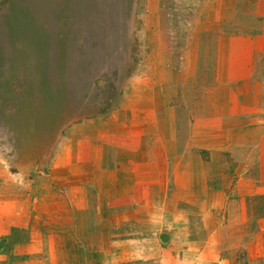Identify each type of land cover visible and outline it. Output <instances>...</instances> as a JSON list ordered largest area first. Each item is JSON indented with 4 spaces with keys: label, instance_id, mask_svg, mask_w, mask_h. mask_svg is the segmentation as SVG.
I'll list each match as a JSON object with an SVG mask.
<instances>
[{
    "label": "rangeland",
    "instance_id": "obj_1",
    "mask_svg": "<svg viewBox=\"0 0 264 264\" xmlns=\"http://www.w3.org/2000/svg\"><path fill=\"white\" fill-rule=\"evenodd\" d=\"M164 1L162 7H168L169 18L184 19L183 26H171L178 33L176 38L184 31L198 30L193 20L211 19L212 0ZM156 3L158 0H0V157L10 171L20 173L34 187L44 186L41 197L46 195L44 188L51 186L55 187L52 193L63 197L64 168L81 163L80 155L72 159V152L66 151L70 146L76 148L72 142L66 143L69 130L94 132L91 125L81 126L110 116L117 123L126 122L125 109L134 99L127 94L132 83L128 80L138 65L148 61L151 49L147 43L140 47L138 37L143 33L147 8ZM239 29L228 27V35H246L251 27L244 24ZM234 44L239 45L228 44V56L235 50ZM167 45L169 52L172 46H179L182 53L192 50H185L179 41ZM254 61V78L264 86V56ZM176 64L175 60L162 66L159 62L149 78L158 89L169 86L162 96H152L143 85L137 93L153 97L160 108L145 130L155 169L153 201L146 204V215L137 208L136 217L119 222L96 220L93 227L100 233L89 247V264H264V153L260 173L253 160L247 167L244 152L249 145L264 148V126L258 131L263 136L259 142L257 132L245 125L242 134L228 131L230 142L220 136L221 128L247 119L240 117L236 124L195 123L214 102L198 89L180 90L184 74H176ZM244 66L250 68V61ZM261 94L264 101V88ZM243 102L249 104L243 108L244 114L257 110L254 99ZM173 116L176 122L171 121ZM107 125V130H120L111 122ZM166 155L169 169L159 171L168 181L164 186L156 173ZM258 177L254 198L246 200L241 215L240 203L232 200L247 192L242 183L247 184L248 179L256 183ZM27 195L32 196L33 190ZM46 221L70 222L50 218L39 224ZM76 222L82 224L83 220ZM26 233L14 230L0 238V255L7 260L4 264L23 263L14 248L27 242Z\"/></svg>",
    "mask_w": 264,
    "mask_h": 264
},
{
    "label": "crops",
    "instance_id": "obj_2",
    "mask_svg": "<svg viewBox=\"0 0 264 264\" xmlns=\"http://www.w3.org/2000/svg\"><path fill=\"white\" fill-rule=\"evenodd\" d=\"M159 1L161 8L158 7ZM163 1L158 0L155 5L152 4L147 8L148 13L144 16L143 33L138 37V43L140 47L146 43L150 46V56L147 58L148 61H142L144 64L138 65L128 80L132 83L127 86V94L134 99L129 101V106L125 109L126 122L121 120L117 123L110 116L81 126L84 129L91 125L90 127L96 129L94 132L69 130L65 134L66 143L72 142L76 147L69 148L66 145L69 149L66 151L72 152V159L80 155L81 163L70 169L64 168L63 185L66 186V191L63 197L52 193L55 188L52 186L44 188L46 195L41 197L40 192L44 186L34 187L31 184L33 182L25 181L20 173L10 171L4 159L0 157V238L10 236L14 230H27L26 234L29 236L27 242L14 248L16 256L20 257L19 261L23 262L20 264H89V247L96 243V233H100L98 228L93 227L94 223L97 224V221L100 223V220L104 219L119 222L124 217H136L137 208L146 215L145 206L153 201L151 190L155 169L153 157L148 151L152 147L148 142L150 136L145 130L150 127L149 123H154V115L160 108L158 101L153 97H139L137 93L142 91L139 90V85H143L146 90L150 89L152 96L159 93L162 96L163 92L169 90L166 84L159 86L158 89V84L149 79L159 68V62L162 66L170 60L171 62L175 60L178 66L176 74H184L180 90L198 89L206 94V99L214 102L204 118L196 120L195 123L236 124L241 117L242 121L247 120L229 128L223 126L219 132L220 136L231 142L228 131L242 134L245 125L252 127L254 131L251 132H257L255 135L258 142L263 138L259 136L258 131L264 126V101L261 94L264 86L254 78L252 65L254 60L264 56V0H212L208 10L212 13L211 19L193 20V26L198 27V30L184 31L179 38H176L178 33L171 29V26H183L184 19L169 18L168 7H162L166 2ZM244 24L251 27L248 34L228 35V27L234 25L238 30ZM178 41L184 44L182 46H185V50L190 48L192 50L182 53L179 46H172L169 52L167 44ZM233 43L239 45L234 44L235 50H232L231 56H228L230 55L228 44ZM211 59L214 62H211ZM245 61L246 64L250 61V68L244 66ZM208 62L209 64L206 65ZM228 70L229 73L232 72L231 78H228ZM164 71L167 74V71ZM205 84L208 87L203 86ZM249 98L255 100L257 110L251 114H244L243 108L249 104L246 105L243 101L247 103ZM148 101L150 103H147ZM162 103L166 102L162 101ZM140 106L144 108L142 111L136 109ZM176 120L175 116L171 119L172 122ZM110 122L118 125L120 130L118 129L117 132L107 130V124ZM138 123L142 126H137ZM240 144L243 150V141ZM245 151L247 167L249 168L253 160L257 166L255 171L261 173V156L264 148L249 145ZM161 160L156 178H161L160 182L166 186L168 181L159 171L167 172L169 169L167 155L161 157ZM72 163L73 160L70 164ZM175 176L176 187L179 179L177 172ZM259 178L256 179V183L253 179H248L247 184L242 183L241 186L248 187L247 192L241 194L237 201L232 200L236 204L240 203L241 215L244 213L246 200L254 198V188L260 182ZM243 179L242 176V181L245 180ZM26 189H28L27 193ZM31 190L33 195H27ZM113 192L114 195H109ZM138 192H142L143 195ZM200 192L201 190L196 194L198 197L202 195ZM130 203L134 205L131 207ZM140 203L142 205H138ZM50 218L52 220L64 218L70 222L66 225L60 221L54 224L46 221L42 226L39 224L42 219ZM79 219L83 222L77 225L76 220ZM42 240H45L44 244ZM102 243H106L105 240ZM58 248L63 250L58 251ZM5 261H7L5 256L0 255V264H4Z\"/></svg>",
    "mask_w": 264,
    "mask_h": 264
}]
</instances>
